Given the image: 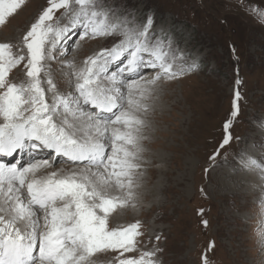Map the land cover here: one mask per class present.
<instances>
[{
    "label": "snow or ice",
    "instance_id": "snow-or-ice-1",
    "mask_svg": "<svg viewBox=\"0 0 264 264\" xmlns=\"http://www.w3.org/2000/svg\"><path fill=\"white\" fill-rule=\"evenodd\" d=\"M25 3L0 0V26ZM78 28L74 48L85 38L114 42L79 65L67 61L69 91L61 92L50 62ZM198 67L169 30H154L151 15L138 22L111 0H46L18 43L0 42V264H160L159 248L144 246L139 219L111 222L143 205L148 169L156 166L149 145L159 91ZM14 70L23 72L19 82L10 79ZM239 100L237 90L232 118ZM232 123L224 122L220 149L233 140ZM44 150L72 167L54 168V158L38 156ZM17 154L30 159H2ZM239 159L264 182V157ZM201 259L210 264L206 254Z\"/></svg>",
    "mask_w": 264,
    "mask_h": 264
},
{
    "label": "rangeland",
    "instance_id": "rangeland-1",
    "mask_svg": "<svg viewBox=\"0 0 264 264\" xmlns=\"http://www.w3.org/2000/svg\"><path fill=\"white\" fill-rule=\"evenodd\" d=\"M111 3L118 4L121 13L132 12L138 22L151 15L154 30H169L189 61L196 60L199 65L159 91L149 145L156 166L148 169L143 205L114 214L112 226L139 219L145 232L144 246L159 248L160 264H202L205 254L210 264H264V243L258 241V233L264 232V191L247 195L249 176L239 171L240 155L258 161L264 157V130L260 128L264 122V18L259 15L264 0ZM44 6L46 0H26L6 25L0 26V42L18 43ZM80 31L70 34L64 42L66 51L50 62L61 92L69 91L67 61L75 59L79 65L87 55L114 42L110 37L85 38L74 48ZM23 78L20 70L10 75L15 82ZM237 90L239 114L232 118ZM228 119L233 120V140L220 149ZM217 150L213 163L209 157ZM42 157L51 155L48 152ZM15 158L8 163H16ZM62 161L55 160L54 168L72 167ZM226 171L239 181L227 180ZM256 173L260 176L258 170Z\"/></svg>",
    "mask_w": 264,
    "mask_h": 264
},
{
    "label": "bare ground",
    "instance_id": "bare-ground-1",
    "mask_svg": "<svg viewBox=\"0 0 264 264\" xmlns=\"http://www.w3.org/2000/svg\"><path fill=\"white\" fill-rule=\"evenodd\" d=\"M14 21V20H13ZM78 54V53H77ZM80 54V53H79ZM80 58V57H79ZM78 59V58H77ZM48 153V151L47 150H44V151H41V152H39L38 153V156H40V157H42L44 154L46 155ZM51 155V157H46V158H54L55 160H64V158H62V157H53L52 156V154H50ZM15 156H17V159H16V161H20V163L23 165V164H25L26 162H28L29 161V159H30V156L29 155H27V154H17V155H15ZM14 156V157H15ZM13 158V157H12ZM12 158L11 157H9V158H2L6 163H8V162H10V160H12ZM43 158V157H42ZM63 162V161H62ZM66 164H69V163H66ZM241 164V163H240ZM72 166V165H71ZM239 171L240 172H245V173H247V176H249V179L248 180H246L247 181V186L249 185V189H247L248 190V194L247 195H249V196H253L255 193H259V191H261V192H263L264 190H263V188H264V182H262L261 181V179H259V174H257L256 173V171L255 172H250V171H248L247 169H242V167H239ZM226 174H225V176L224 177H226V179L228 180V179H232L231 181H239V177L238 176H233L231 173H229L228 174V171H226L225 172ZM228 177V178H227ZM238 177V178H237ZM224 180L225 181V183H226V181L227 180ZM246 179V178H245ZM245 179H244V181H245ZM223 181V182H224ZM244 181H242L241 180V182H243L244 183ZM223 184V183H222ZM245 185V186H246ZM245 188V187H244ZM256 191V192H255ZM260 192V193H261ZM264 193V192H263ZM262 193V194H263ZM242 194H243V192H242ZM135 210V209H134ZM121 223V222H120Z\"/></svg>",
    "mask_w": 264,
    "mask_h": 264
}]
</instances>
